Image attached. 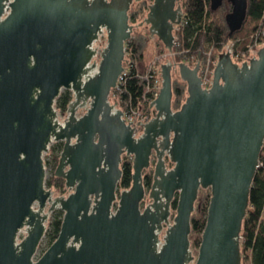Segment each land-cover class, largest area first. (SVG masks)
Instances as JSON below:
<instances>
[{"label":"water","instance_id":"95a60500","mask_svg":"<svg viewBox=\"0 0 264 264\" xmlns=\"http://www.w3.org/2000/svg\"><path fill=\"white\" fill-rule=\"evenodd\" d=\"M140 1L0 0V264H242V224L264 144V42L241 65L219 54L209 90L201 87L200 51L192 68L166 56L150 104L156 115L138 122L142 133L134 137L108 96L127 69L128 13ZM183 1L153 0L138 23L165 53L173 51ZM224 2L232 36L248 0H209V8ZM103 32L96 61L93 44ZM176 72L186 98L172 111ZM63 91L72 100L60 123L55 102ZM54 142L63 143L54 177L66 197L45 185L44 155ZM151 151L152 203L141 210ZM122 155L132 157V174L130 188L119 191ZM200 190L210 199L195 258L189 236ZM57 210L58 237L34 260Z\"/></svg>","mask_w":264,"mask_h":264},{"label":"trees","instance_id":"16d2710c","mask_svg":"<svg viewBox=\"0 0 264 264\" xmlns=\"http://www.w3.org/2000/svg\"><path fill=\"white\" fill-rule=\"evenodd\" d=\"M150 0H141L137 7L130 9L129 23L135 24L142 19L147 12V5ZM183 17L180 26L176 30L177 45L174 46L173 62L175 64L186 63L193 66L198 61L204 65L209 51L215 60L217 56L224 52L226 47L231 46L234 60L241 63L249 57L252 48L262 43L261 32L264 31V0H248L246 20L239 32L228 36L229 30L225 22V15L230 12L231 6L226 2L216 12L209 8V0H184L181 5ZM145 36L132 35L126 43V48L130 50V60L142 59L145 50ZM207 52V53H206ZM210 54V55H211ZM172 59L170 60L172 62ZM147 82L142 76H138V69L131 67L125 78L123 91L121 94L123 106H140L149 94H145ZM173 100L172 108L178 110L186 98V85L179 79L172 80ZM71 100L68 91L61 92L56 99L55 108L64 115L67 105ZM60 146L54 144L45 155V167L49 172V177L45 181L46 188H55L58 193H64V182L54 177V171L58 164ZM122 177L118 190H126L131 186V163L124 159L122 163ZM151 174L146 175L147 186L150 185ZM210 199L209 190H200L198 200L195 204V211L191 216V233L189 240L193 249H198L201 242V234L205 227L207 208ZM177 197L173 206L176 208ZM264 213V144L259 157V166L249 194V205L247 214L243 220L241 230V255L242 264H264V223L262 215ZM62 213L55 211L52 213L47 226L44 244L49 247L58 237Z\"/></svg>","mask_w":264,"mask_h":264},{"label":"built area","instance_id":"2783aa9c","mask_svg":"<svg viewBox=\"0 0 264 264\" xmlns=\"http://www.w3.org/2000/svg\"><path fill=\"white\" fill-rule=\"evenodd\" d=\"M179 26L175 27L174 30L176 31ZM260 36L262 37V43H263L264 42V31L261 32ZM176 41H177V39H176V37H174V46L177 45ZM262 43L258 44V46H256V47L252 48V50L250 51L249 57L256 51V49ZM105 46H106V34H105V32H103V34L99 35L98 40L96 42H94V44H93V48L96 49V56H95L96 61H99V55ZM224 52L229 53L232 61L238 65H241L242 63H244L249 58V57H247L246 60L242 61L241 63H237L234 60L235 57H234L231 46L226 47ZM130 54L131 53H130L129 48H126V45H125V61L127 62V69L123 70L122 74L119 76V78L117 80L115 88L111 90L112 92L109 96V101L112 105H114L115 103L118 105L120 111L122 112V118L125 121V124L134 128V135L133 136H137L139 129H141V126L137 125V123L141 122V125H143V124H146L150 121V112L152 110V108L150 109V104L159 95L162 80H161L160 72H158V69H160V66H157L155 62L148 65L147 70L143 73L139 72V70H138V76L139 75L142 76V78H144L147 82V86L145 88V92H146L145 94H149V97H147V99L145 97L143 104L140 105V108H141L140 110H139L138 105L137 106H132V105L123 106L121 94L123 91L124 81H125V78L128 74V70L131 67H135L134 62L129 59ZM166 55L170 59H172L174 57V52L172 51V53H166ZM195 63H194V65H195ZM216 63H217V58L215 60L208 59L207 61H205L204 65H202V66L200 64L199 78L201 80V87L204 90H209L213 85V81H212L213 80V72H214V68L216 66ZM193 66H189V67L192 68ZM59 122L62 123L63 121L59 120Z\"/></svg>","mask_w":264,"mask_h":264},{"label":"rangeland","instance_id":"374dc122","mask_svg":"<svg viewBox=\"0 0 264 264\" xmlns=\"http://www.w3.org/2000/svg\"><path fill=\"white\" fill-rule=\"evenodd\" d=\"M134 7L135 8L137 7V3H134L133 7L131 6L130 9H133ZM146 14H147V12L144 14L142 19H139L135 24H131V25L134 26L132 35L139 34V35L145 36V38H146L145 50H144V54H143L142 59L139 60L138 58H136L135 60H133V62L135 64V67L139 70V72H142V73L147 70L148 65H150V64H152L154 62L156 63L157 66H160L161 64H165L166 63V56H167L166 53H165V49H164L163 45L157 40L156 37H153V36H151L149 34L148 28L138 27V23H141L143 21V19L146 17ZM135 25H136V27H138V30L135 27ZM173 34H174V37H175L176 36V31L175 30H174ZM207 52H208V56L206 57L205 61H207L208 59L212 60L213 55L209 51H207ZM168 59H169V61L171 60L169 57H168ZM172 77H173V79H175V78H178L179 76L176 74V75H172ZM65 118H66V115H63V116L60 115V114L58 115V119L60 121H64ZM45 160H46V158H45V155H44V162H45ZM48 177H49V172L47 171V168H46V179H48ZM50 190H52L54 192V196H58L59 195V196H64L65 197L67 195V191L60 194V193L57 192V190L55 188H50ZM173 215H175V208L172 209V216ZM262 220H263V223H264V213L262 215ZM25 235H26V233H25L24 230L22 232H20V234L18 235V242H20L25 237ZM44 239H45V237L43 238V240H42V242H41V244L39 246L36 258L40 257L43 254V252L48 248L44 244ZM191 250L193 252L194 257L196 258L198 249H193L191 247ZM192 264H194V263H192Z\"/></svg>","mask_w":264,"mask_h":264},{"label":"flooded vegetation","instance_id":"af4514ba","mask_svg":"<svg viewBox=\"0 0 264 264\" xmlns=\"http://www.w3.org/2000/svg\"><path fill=\"white\" fill-rule=\"evenodd\" d=\"M153 0H150L149 1V3H148V5L152 2ZM148 5H147V12H148ZM142 27H144V28H147L145 25L144 26H142ZM177 74V72L176 73H173V75H176ZM69 92V91H68ZM111 92L112 91H110V93H109V96H110V94H111ZM70 94H71V92H70ZM109 96H108V101H109ZM71 100H72V94H71ZM70 100V101H71ZM112 105V104H111ZM113 106V105H112ZM56 109V108H55ZM172 111H176V110H174L173 108H172ZM58 112V111H57ZM85 113V110H79L78 112H77V114H76V116L77 117H81L83 114ZM60 113L58 112V115H59ZM64 115H66V117H67V114L65 113ZM155 115H156V112L152 109L151 110V112H150V120L152 119V118H154L155 117ZM63 116V115H62ZM142 133V128L141 129H139V131H138V135L137 136H134V137H138L140 134ZM54 144H58L59 146H60V152H59V155H60V153H61V151H62V148H63V143H61V142H57V143H53V145ZM128 159L129 161H130V163H131V170H132V157H127V156H125V155H122V157H121V159H122V163H123V161H124V159ZM58 160H59V158H58ZM156 161H157V159H156V153L155 152H153V151H151V153H150V156H149V168L147 169V170H144L143 171V182H144V187H145V190H146V194H145V197H144V200L141 202V204H140V209L141 210H143L145 207H147V206H149V205H151V203H152V201L151 200H149L148 199V191H149V189H150V185H151V183H152V175H153V169H154V166H155V164H156ZM165 161H166V167H167V169H170V168H172L173 167V165L172 164H170L169 162H168V160H167V158H165ZM122 163H121V166H120V168L122 167ZM151 174V181H150V185L149 186H147V182H146V180H145V177H146V175H148V174ZM58 179V178H57ZM62 180V179H61ZM63 181V180H62ZM64 182V181H63ZM67 190L65 189V187H64V192H66ZM68 191H67V195H68ZM66 195V196H67ZM65 196V197H66ZM57 197V196H56ZM58 197H60L59 195H58ZM173 208H175L174 206H173V203H172V205H171V216H170V223H172V220H173V217H174V215L172 216V209ZM58 211V210H57ZM55 212V211H54ZM58 212H60V211H58ZM62 213V212H61ZM52 215V214H51ZM51 215H50V217H51ZM62 215H63V213H62ZM63 217V216H62ZM50 219V218H49ZM48 223H49V221H48ZM47 223V224H48ZM48 226V225H47ZM164 230H165V227H164ZM164 230H163V233H162V236H163V234H164ZM46 234V233H45ZM45 237V236H44ZM43 240V239H42ZM42 242V241H41ZM39 249V248H38ZM45 252V251H44ZM43 252V253H44ZM37 258H35L34 260H36Z\"/></svg>","mask_w":264,"mask_h":264},{"label":"bare ground","instance_id":"6f19581e","mask_svg":"<svg viewBox=\"0 0 264 264\" xmlns=\"http://www.w3.org/2000/svg\"><path fill=\"white\" fill-rule=\"evenodd\" d=\"M64 92V91H63Z\"/></svg>","mask_w":264,"mask_h":264}]
</instances>
